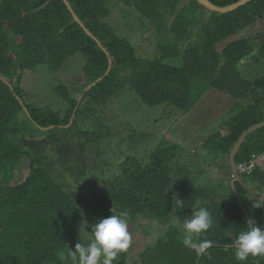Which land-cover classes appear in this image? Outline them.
I'll return each instance as SVG.
<instances>
[{"label": "trees", "instance_id": "trees-1", "mask_svg": "<svg viewBox=\"0 0 264 264\" xmlns=\"http://www.w3.org/2000/svg\"><path fill=\"white\" fill-rule=\"evenodd\" d=\"M181 1L69 0L80 20L107 49V55L99 41L75 21L64 0H0V264H75L71 258L75 245L78 242L89 244L84 240L82 223L93 225L111 214L126 212L127 230L140 228L139 219H158L165 226L171 221L174 209L168 210V207L172 206V199L157 181L164 175L183 178L178 160L186 153L178 143L160 145L151 155L149 164L128 157L117 168L106 165L109 169L104 170L80 159H76L74 167L62 162L46 165L47 160L37 158L45 153L29 148L33 142L25 139L27 130L34 125L67 127L80 97L106 75L111 60L114 63L111 74L86 93L74 125L66 129L90 143L100 142L104 136L98 131L75 130L79 116L81 122L86 116L82 113L84 103L106 108L115 96L125 94L127 98L130 94L127 89L135 92L150 108L168 105L183 113L193 111L213 89L232 96L246 107L230 119L225 136L210 135L203 142L205 148L213 143L207 153L190 155L189 165L184 166L189 167V179L197 171L215 170L223 174V186L215 185L218 179L213 174L206 176L212 178L213 184L204 182L202 187L188 184L195 195L209 186L213 189L212 195L215 194L206 207L212 214L213 224L195 241L197 246L205 241L209 246L197 247L200 250L193 249L192 244L186 246L185 234L171 227L143 249L140 260L132 261L127 252H123L114 264H264V256L249 255L244 262L235 258V242L239 233L247 230L248 217L254 219L257 226L264 227V206H254L257 202L264 204V170L258 166L253 176H247L257 187L253 191L257 198L239 184L240 200L232 186L231 162L242 134L264 120V74L255 83L243 79L245 67L264 61V0H255L233 13H212L209 19H205L207 10L196 0L183 6ZM211 1L224 7L241 0ZM115 2L118 3L114 8L123 3V8L132 7L151 22L148 28L155 29L160 39L154 47L153 60L137 55L134 40L139 35H119L107 22ZM171 16L173 21L169 24L167 19ZM139 21L140 18L133 19L131 27ZM197 25H201V44H191L182 50L183 43L194 39ZM120 28L130 29L129 22ZM248 28L255 29L260 47L256 56L250 41H231ZM75 58L83 59L85 64L81 78L72 84L62 81L55 88L68 106L65 119L51 108L41 110L27 102L24 86L28 76L37 77V70L42 66L57 75ZM170 61H177L179 67H171ZM22 113L29 118L22 120ZM254 155L264 158V127L249 136L237 161L239 165L251 163ZM25 159L30 162L32 175L22 185L11 187L13 173ZM58 168L61 172L54 173ZM100 169L103 175L96 176ZM72 171L74 191L80 181L93 190L96 184L103 182L98 198L89 200L67 191L70 183L62 175ZM1 172H5V178L1 177ZM183 185L186 183L180 184ZM221 198L226 199L225 202H217ZM181 200L184 207L177 209L179 213L192 206L190 198Z\"/></svg>", "mask_w": 264, "mask_h": 264}, {"label": "rangeland", "instance_id": "rangeland-1", "mask_svg": "<svg viewBox=\"0 0 264 264\" xmlns=\"http://www.w3.org/2000/svg\"><path fill=\"white\" fill-rule=\"evenodd\" d=\"M112 7V16L107 19V22L117 31L119 35L126 34L128 36L133 34L139 35L137 40H134V45L137 50L139 58L144 60H153L152 53L154 47L159 43L160 39L157 37L156 30H150L148 24L151 22L140 15L134 8H123L121 3L117 8ZM190 0H182L181 6L189 4ZM181 7L179 6L178 9ZM211 13H205V19H209ZM140 18L139 23H135L132 28L133 19ZM128 20V21H127ZM168 23L171 24L173 16L169 17ZM129 22L130 29H123L120 26ZM7 26V22L5 23ZM201 25L195 27V37L191 42L183 43L180 48L185 50L189 45L201 44L200 36ZM248 40L251 42L255 52L254 56L260 52V47L255 36V29L249 28L240 32L237 37L231 41ZM228 42L225 45H228ZM221 45V47H225ZM144 49L142 52L141 49ZM264 62V61H263ZM259 65L254 64L253 67L247 66L243 71V79L255 83L261 74H264V63ZM168 64L171 67L178 68L177 61H170ZM83 59L75 58L68 62L57 75L53 74L50 69L45 66L39 67L36 75L28 76L26 79L25 88L27 90V102L35 108L41 110H48L49 108L55 110L62 119L66 118L67 103L60 98L55 92V88L63 81L71 84L75 79L82 76ZM251 65V64H249ZM36 77V79H34ZM84 77V76H83ZM34 79L32 82L31 80ZM130 92L127 98L125 94H120L112 98V102L106 108L96 106L93 103H84L82 113L86 114L83 121H80V116L75 125L77 131H98L104 138L100 142L88 143L85 138L75 137L66 129L57 127L55 129L45 131L37 127L31 126L27 130L25 139L28 142H33L29 148L48 155L50 164H52V157H64L66 159H80L92 163V167H118L128 157H135L143 164H149L151 155H153L160 145L173 144L175 136L180 137L184 141V152L188 155L205 153L209 150L203 145L204 140L212 134H227L229 131L228 120L232 118L236 112H240L243 106L241 101L233 98L218 90L208 91L200 100L199 104L190 113H182L175 107L150 108L145 105L137 96L135 92L127 89ZM124 93V92H123ZM119 97V98H118ZM165 107H168L165 110ZM26 113L21 114L22 120L26 119ZM29 118V117H28ZM174 136V137H173ZM225 136V135H224ZM168 142V143H167ZM163 143V144H162ZM195 152V153H194ZM207 155V154H206ZM206 157V156H205ZM190 156L182 158L183 163H189ZM98 164L95 165V163ZM261 168L264 170V161H261ZM189 165V164H188ZM174 164H171L172 169ZM170 167V165H169ZM114 172L115 170L111 168ZM182 171V170H181ZM183 172V171H182ZM13 179L10 183L11 187L22 185L25 180L31 175L30 162L25 159L20 168L13 173ZM103 175L102 170L96 172V176ZM248 176V175H247ZM219 178L215 185L223 186L225 182ZM188 178V177H184ZM247 178V177H246ZM195 181L201 183L208 182L213 184L210 177L202 176L195 173L192 176ZM249 182V177L247 178ZM73 183V180H71ZM103 182L96 184V190H93L85 182L78 183L73 194L78 193L89 200L98 198V190L103 188ZM249 186L254 191L257 187L249 182ZM215 193V192H213ZM260 194V192H258ZM192 197L199 198V195L192 194ZM223 199L221 202H225ZM193 212H186L185 215L177 217L173 221V225L184 229V225L191 219ZM140 228H129L128 232L131 236L130 246L127 250L132 261L140 260L139 254L145 249L149 243L161 237L164 232H167L164 226L158 219L145 220L139 219ZM141 222H143L141 224ZM134 226V225H133ZM82 230L85 234L87 243H90L94 238L92 225L82 223ZM81 231V230H80ZM194 247V246H193Z\"/></svg>", "mask_w": 264, "mask_h": 264}, {"label": "clouds", "instance_id": "clouds-1", "mask_svg": "<svg viewBox=\"0 0 264 264\" xmlns=\"http://www.w3.org/2000/svg\"><path fill=\"white\" fill-rule=\"evenodd\" d=\"M37 158L47 160L45 164L51 165L48 155L38 156ZM75 161L76 160L66 159L64 157H52V164L62 162L68 167H74ZM58 172H61V168H58L54 173ZM72 173L73 171L62 175V178L70 183L67 191L71 194L74 192L73 183H71L73 176H70ZM1 177L5 178V172H1ZM181 183H186V185L181 187ZM157 184H160V187L166 189L167 195L172 199V206L168 207V210L174 209V212L171 216V221L166 226L167 232L171 227H177L173 225V221L177 217L183 216L186 212L189 213V211L193 212L191 219L184 225V229L181 227L177 228L185 234L184 243L186 246L192 244L191 247L197 250H200V248H207L209 246L208 242L205 241L197 246L195 241L200 238L202 233H207V230L213 224L212 214L206 208L210 206L209 203H212V197L215 195H212L211 193V190H213L211 189V186L199 190L196 194L200 197L196 198L192 197V187L188 186V184H192L195 187H202L201 181L164 175V178L158 180ZM207 190L210 191V193ZM233 190L238 196H240L237 189L235 190L233 188ZM182 197L190 198V200H192V206L179 213L177 209L184 207V200H181ZM222 200L223 198L218 199L217 202H221ZM194 205L196 206L194 207ZM254 206L259 208L264 206V204L257 202ZM245 223L247 225V230L241 231L235 242V258L239 262L246 261L249 255L253 257L258 255L264 256V227L257 226L254 219H251L250 217H248V220ZM127 229L126 212L111 214L107 217L98 219V222L92 225L91 232L93 233L94 238L87 245L78 242L75 245V250L71 252L72 260L75 264H114V261L118 259L119 254L127 252L130 246L131 236Z\"/></svg>", "mask_w": 264, "mask_h": 264}, {"label": "bare ground", "instance_id": "bare-ground-1", "mask_svg": "<svg viewBox=\"0 0 264 264\" xmlns=\"http://www.w3.org/2000/svg\"><path fill=\"white\" fill-rule=\"evenodd\" d=\"M65 1V3H66V0H64ZM69 1V0H68ZM198 3H199V5H201L203 8H205L206 10H207V12H210L211 14L212 13H218V14H229V13H233V12H236V11H238L239 9H241V8H243V7H245L247 4H249V3H252L253 1H255V0H241L240 2H237V3H235V4H231V5H228V6H224V7H221V6H218V5H216V4H214L211 0H204V1H202V2H200L199 0H196ZM205 1L206 2H208L209 4H210V6L212 7V8H215V9H212V8H208L207 7V5L205 4ZM67 4V3H66ZM71 4V3H70ZM67 6H68V4H67ZM69 7V6H68ZM71 8H72V6H71ZM226 8H230V9H234V10H232V11H229V12H222L221 10L222 9H226ZM69 9H70V7H69ZM219 9V10H218ZM72 10L74 11V9L72 8ZM70 11H71V9H70ZM72 13V12H71ZM74 13H75V11H74ZM72 15H73V17H74V14L72 13ZM75 15L78 17V15L75 13ZM79 18V17H78ZM79 20H80V18H79ZM81 21V20H80ZM82 22V21H81ZM83 23V22H82ZM84 24V23H83ZM85 26V25H84ZM85 28L87 29V27L85 26ZM249 29V28H248ZM88 30V29H87ZM86 31V30H85ZM91 34H92V38L94 39V40H96V41H99V43H100V45H101V47L107 52V55L109 54L108 53V51H107V49H105L104 48V46H103V44L101 43V41L100 40H98V39H96L95 38V36L93 35V33L90 31V30H88ZM87 33V32H86ZM91 37V36H90ZM113 65H114V63H113V61L111 60L110 61V69H109V71L106 73V75L103 77V78H101V79H99L98 81H96L95 83H93L91 86H89L88 87V89H87V91L80 97V99H79V102H78V106L76 107V109H75V112H74V114H73V117H72V119H71V121H70V124L67 126V127H62V128H65V129H67V128H71L73 125H74V122H75V119H76V116H77V112H78V110H79V108L81 107V104H82V102H83V100H84V97H85V95H86V93H88L93 87H95L96 85H98L99 83H101V82H103L110 74H111V72H112V70L114 69V67H113ZM74 82V81H73ZM72 82V83H73ZM6 83V82H5ZM71 83V84H72ZM61 84V83H60ZM59 84V85H60ZM58 85V86H59ZM20 100H21V103H22V106L24 107V109H25V111H26V113L30 116V117H32L31 116V113H30V110H29V108L28 107H26V104L24 103V101L21 99V97H18ZM168 106V105H167ZM160 107H163V105L162 106H160ZM168 107H171V106H168ZM168 107H165V110L168 108ZM158 108V107H157ZM245 106H243L242 107V109L240 110V112H236V114L232 117V118H234V117H236L237 115H239V114H241L244 110H245ZM177 109V108H176ZM179 110V109H178ZM180 111V110H179ZM181 112V111H180ZM183 113V112H182ZM232 118H230V119H232ZM230 119L228 120V124H229V121H230ZM262 122H264V120L262 121ZM262 122H259V123H257V124H254L252 127H250L249 129H247L243 134H242V136L239 138V140H238V142H237V144H236V146H235V149H234V151H233V153H232V156H231V162H232V170H233V176H232V186H233V188H235V189H237L238 190V185L239 184H241V185H243L244 187H246V189L251 193V192H253V190L251 189L252 187H250V186H248V184H247V181H246V177H247V175L249 176V175H251V176H253L254 175V172H255V170H256V168L258 167V166H262V164H261V161H264V158L262 157V156H259V155H254L253 157H252V162L251 163H246V164H242V165H239V163H238V161H237V158H238V156H239V154L241 153V151H242V149H243V146H244V144L248 141V139H249V136L251 135V134H253V132H255V131H257V130H259V129H261V128H263L264 127V125L263 126H260V127H257V125L258 124H260V123H262ZM37 127H39L40 129H42V130H45V131H49V130H52V129H55V128H57V127H59V126H51V127H48V128H44V127H41V126H37ZM257 127V128H256ZM251 128H253V131L252 132H249L247 135H246V138H245V140H242L243 139V137L245 136L244 134L246 133V132H248L249 130H251ZM256 128V129H255ZM174 137V136H173ZM174 139H176V140H174L173 142H174V144H179V145H181V148L182 149H184V141H183V139L182 140H180L179 139V137L177 136V138H174ZM242 140V141H241ZM88 142V141H87ZM88 143H90V142H88ZM163 144V143H162ZM195 153V152H194ZM197 153H199V152H197ZM205 153H207V151L205 152ZM190 155H188V156H186V157H189ZM189 162H190V160H189ZM189 163H183L182 161H181V158H179V160H178V167L180 166L181 168H178V170H179V172L181 173V174H184V176H183V178L184 177H188V175H189V173H188V168H184V166H186V165H188ZM183 172H182V171ZM197 173H201V175L202 176H210V175H212L213 174V176L214 177H218V176H221L220 177V179H222V176H223V174L222 173H219V172H217V171H213V172H201V171H197ZM216 179H219V178H216ZM239 191V190H238ZM240 199H241V195L240 196H238Z\"/></svg>", "mask_w": 264, "mask_h": 264}, {"label": "water", "instance_id": "water-1", "mask_svg": "<svg viewBox=\"0 0 264 264\" xmlns=\"http://www.w3.org/2000/svg\"><path fill=\"white\" fill-rule=\"evenodd\" d=\"M200 2H202V1H204V0H199ZM66 3L68 4V6L70 7V9H71V12L74 14V19H75V21L76 22H78L85 30H86V32H87V34L89 35V36H91V37H93L92 36V34L85 28V26H84V24L79 20V18L75 15V13H74V11L72 10V8H71V4H70V2L68 1V0H66ZM205 4L207 5V7L210 9V8H212L211 6H210V4L208 3V2H206L205 1ZM212 9H215V8H212ZM219 10V9H218ZM232 10H234V9H230V8H226V9H222L221 11L222 12H229V11H232ZM264 125V122H262V123H260V124H258L257 125V127H260V126H263ZM256 127V128H257ZM255 128V129H256ZM253 131V128H251V130H249L248 132H246L244 135V137H243V139L242 140H245V138H246V135L249 133V132H252ZM241 140V141H242ZM235 189V188H234ZM236 190V189H235ZM253 197H255V198H257V196L253 193V192H251L250 193Z\"/></svg>", "mask_w": 264, "mask_h": 264}, {"label": "crops", "instance_id": "crops-1", "mask_svg": "<svg viewBox=\"0 0 264 264\" xmlns=\"http://www.w3.org/2000/svg\"><path fill=\"white\" fill-rule=\"evenodd\" d=\"M174 138H177V136H175ZM179 139H180V137H179ZM174 140H176V139H174ZM174 140H173V141H174ZM180 140H182V139H180ZM184 156H188V154H186V155H184ZM184 156L181 157V161H182V158H183ZM182 162H183V161H182Z\"/></svg>", "mask_w": 264, "mask_h": 264}]
</instances>
